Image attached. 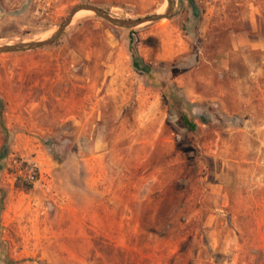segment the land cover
I'll use <instances>...</instances> for the list:
<instances>
[{
  "label": "rangeland",
  "instance_id": "1",
  "mask_svg": "<svg viewBox=\"0 0 264 264\" xmlns=\"http://www.w3.org/2000/svg\"><path fill=\"white\" fill-rule=\"evenodd\" d=\"M79 3L168 8L0 0V45ZM176 4L134 28L79 11L0 53V264H264V0Z\"/></svg>",
  "mask_w": 264,
  "mask_h": 264
},
{
  "label": "water",
  "instance_id": "2",
  "mask_svg": "<svg viewBox=\"0 0 264 264\" xmlns=\"http://www.w3.org/2000/svg\"><path fill=\"white\" fill-rule=\"evenodd\" d=\"M83 10H87L95 13L98 17L105 19L114 26L123 27V28H134L143 23L154 22L160 19L169 18L173 16L177 11V4H176V0H168V8L165 13L150 14L138 18H120L111 15L109 12L96 5L88 4V3H79L74 5L70 9L68 15L63 19V21L57 26L56 30L48 38L37 41L0 45V53L18 52V51L35 49L54 42L56 39L60 37V35L64 32L67 26L72 22L74 16L79 11H83Z\"/></svg>",
  "mask_w": 264,
  "mask_h": 264
},
{
  "label": "trees",
  "instance_id": "3",
  "mask_svg": "<svg viewBox=\"0 0 264 264\" xmlns=\"http://www.w3.org/2000/svg\"><path fill=\"white\" fill-rule=\"evenodd\" d=\"M189 1L192 4V6H194L193 0H189ZM129 51H130L131 56H132L133 65L137 68L141 67V69L148 72L149 66L147 64L143 63L141 58L137 55L135 48H134V45H133V38L132 37H130V39H129ZM1 111H2V102L0 99V128L2 129V131L4 133H6V128H5V125L3 123ZM180 123L188 131H195L197 129V124L195 123V121L190 119L186 114L180 115ZM4 156L5 155H4L3 151H1L0 159L3 158ZM24 183H25L26 187H28V188L32 187L31 181H25Z\"/></svg>",
  "mask_w": 264,
  "mask_h": 264
}]
</instances>
